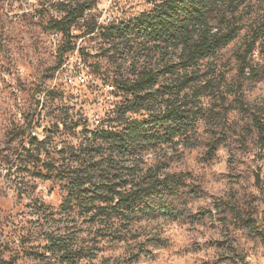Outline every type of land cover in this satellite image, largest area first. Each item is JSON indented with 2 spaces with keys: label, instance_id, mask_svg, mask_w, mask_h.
<instances>
[{
  "label": "clouds",
  "instance_id": "clouds-1",
  "mask_svg": "<svg viewBox=\"0 0 264 264\" xmlns=\"http://www.w3.org/2000/svg\"><path fill=\"white\" fill-rule=\"evenodd\" d=\"M169 26L171 44L146 51ZM205 38L189 69L203 78L178 96L163 88L183 72L141 81ZM185 100V130L143 139ZM254 116L264 0H0V264H264ZM81 170L118 174L119 195L81 207L69 187Z\"/></svg>",
  "mask_w": 264,
  "mask_h": 264
},
{
  "label": "trees",
  "instance_id": "trees-1",
  "mask_svg": "<svg viewBox=\"0 0 264 264\" xmlns=\"http://www.w3.org/2000/svg\"><path fill=\"white\" fill-rule=\"evenodd\" d=\"M195 6V5H191ZM181 25V28L184 27L183 21H177ZM177 29L168 27L167 31L161 30L159 32L154 31L151 35L148 36L149 42L153 45L152 50L161 51L162 47L166 48L171 44L175 39V35H169V33H175ZM214 43V42H212ZM211 44L205 38L201 44L195 46V48L189 53V62L188 63H179L173 64L164 63L163 69L153 72L150 69H143L141 71V81H159L160 77H164L166 80L169 76H175L177 72H183L185 74L184 81L179 82L177 86H172L170 84H165L163 88V95H179V90H182V87H186L187 83H197L200 77V73H189V69L193 68L191 64V59L195 57L197 52L203 51L205 47H210ZM210 55L213 53H209ZM166 55V53H163ZM206 57L201 56L200 59ZM189 75H195L196 80H189ZM155 78V80H153ZM187 82V83H185ZM208 81L204 83V90L207 88ZM151 83H147L144 87H151ZM179 89V90H178ZM137 91H143L142 88H138ZM196 115L195 112L189 107L187 100L182 101L181 104H177L174 107L169 108L168 114L161 125V122L157 120L154 122L153 127L145 130V135L143 139L155 142L158 140H164L165 137L169 139L172 136H175L185 130L188 125L191 123L193 117ZM253 122L255 127L258 130V139L261 143H264V122L260 120L258 116L253 117ZM166 125V126H165ZM190 142V141H189ZM210 149H213V145L210 144ZM120 179L118 174L112 173L109 175L106 171H100L95 173H89L85 170H81L80 174L75 176L69 184L71 189L70 196L71 198L78 199V202L81 207H87L90 202L100 201L101 204L104 203L106 199L114 198L119 195V188L121 187ZM107 193H111V196H107ZM127 200V197H121V201L124 202ZM101 212L104 211L103 208L100 209Z\"/></svg>",
  "mask_w": 264,
  "mask_h": 264
},
{
  "label": "rangeland",
  "instance_id": "rangeland-1",
  "mask_svg": "<svg viewBox=\"0 0 264 264\" xmlns=\"http://www.w3.org/2000/svg\"><path fill=\"white\" fill-rule=\"evenodd\" d=\"M145 47H146V51H151V50H152V49H148L147 46H145ZM213 54H214V53H213ZM213 54H211V55H213ZM204 59H205V58H204ZM179 72H180V70H179ZM212 72H214V69L208 72V76H211V75H212ZM203 75H204V74H200L199 79H202V78H203ZM161 79H164V77H160L159 80H161ZM199 79H198V80H199ZM205 81H208V84H207V88H206V90H207V89H213V88H215V87L217 86V84H218V81H215L214 79H206ZM205 81H204V83H205ZM223 99H224V97H223L222 95L219 96V97H217V103H216V105L214 106V110L209 114V115H210V118H212V119H216V118H218V117L220 116V113H221L222 111H226V108H225V107L223 106V104L221 103V101H222ZM249 131H251V129H249ZM208 147H209V155H211L213 149H212V150L210 149V144L208 145ZM262 172H264V169H259V168H258V171H257V173H256V179H257V181L259 180V178H260V173H262Z\"/></svg>",
  "mask_w": 264,
  "mask_h": 264
}]
</instances>
